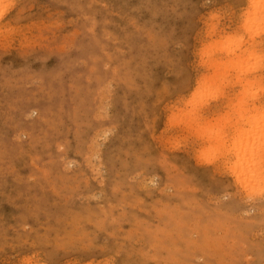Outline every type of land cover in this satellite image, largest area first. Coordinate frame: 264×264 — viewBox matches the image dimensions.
<instances>
[{"label":"rangeland","instance_id":"rangeland-1","mask_svg":"<svg viewBox=\"0 0 264 264\" xmlns=\"http://www.w3.org/2000/svg\"><path fill=\"white\" fill-rule=\"evenodd\" d=\"M249 7L0 0V264H264ZM195 98L206 139L182 128Z\"/></svg>","mask_w":264,"mask_h":264},{"label":"bare ground","instance_id":"bare-ground-1","mask_svg":"<svg viewBox=\"0 0 264 264\" xmlns=\"http://www.w3.org/2000/svg\"><path fill=\"white\" fill-rule=\"evenodd\" d=\"M261 5V0H250V9H248L247 10V12L245 13V15L244 16H247L248 14H250V13H252V11L254 10V9H257L259 6ZM218 62H220V64L219 65H222L221 64V61H218ZM217 62V60H216V63H218ZM215 63V64H216ZM225 64V63H224ZM209 65H211L210 63H209ZM218 65V64H217ZM211 67H212V65H211ZM213 68V67H212ZM217 68V67H216ZM215 68V69H216ZM214 69V68H213ZM209 79V78H208ZM206 80H207V78L204 80V81H202V82H204V83H202L201 82V84H206L205 82H206ZM211 80V79H210ZM209 81V80H208ZM200 84V85H201ZM207 85V84H206ZM206 85H204V87L206 86ZM201 87H202V85H201ZM200 88V87H199ZM199 88H198V90H199ZM202 89V88H201ZM242 91V90H241ZM240 91V92H241ZM200 92V91H199ZM238 94V93H237ZM239 96H240V94H239ZM196 99V102H197V98H195ZM195 99H194V102H193V107H192V109L191 110H193V108H194V106H195V104H198V102L196 103L195 102ZM193 101V100H192ZM231 101V100H230ZM200 104L202 103V102H199ZM233 103V102H232ZM231 103V104H232ZM236 103V102H235ZM234 103V104H235ZM203 104L204 103H202V105H200L201 107L203 106ZM199 105V104H198ZM198 105H196L197 106V109H201V108H198ZM205 105V104H204ZM195 106V107H196ZM229 106V105H228ZM229 107H231V105L229 106ZM239 107V106H238ZM238 107H237V109H238ZM232 108V107H231ZM231 108H229V109H231ZM234 108V107H233ZM203 109V108H202ZM236 109V110H237ZM195 111H196V109H194ZM194 110L191 112L192 113V115L191 114H189V112L188 113H184L185 115H183V116H181V119L182 120H184L185 121V124H187L186 126H184L185 124L184 123H182V128L184 129V127H186V128H188V127H193L195 130L194 131H197V133L199 134V136L201 135L202 137L204 136L205 137V139L207 138V133H206V127H207V121H206V119H204V117H207L206 115L205 116H201L202 115V112H201V110H200V113H197V112H195L196 113V115H195V113H194ZM232 110V109H231ZM242 110V107H240V111ZM245 110V109H244ZM243 110V111H244ZM247 110H248V108H247ZM204 111V110H203ZM234 111V110H233ZM240 111H238V113H240ZM243 111H242V113H243ZM199 112V111H198ZM237 112V111H236ZM235 111H234V113H236ZM248 113H249V111H247ZM241 113V115L240 114H238V116L240 115V117H242V119L244 120V118L243 117H246V119H247V116H248V114L246 115L245 113H243L242 114ZM198 114H200V115H198ZM244 114H245V116H244ZM204 115V114H203ZM236 115V114H235ZM201 117H203V118H201ZM239 117V118H240ZM180 118V117H179ZM181 120V121H182ZM239 120V119H238ZM237 120V123H241V122H243V121H241V119L238 121ZM248 120V119H247ZM181 121H180V119H179V121L178 122H180V124H181ZM245 121V120H244ZM177 122V123H178ZM250 121H248V123H249ZM236 123V122H235ZM235 124V125H237V127H238V124ZM245 123H247V122H245ZM234 123H232V125H233ZM243 124V123H242ZM242 124H240V126H242ZM178 125H179V123H178ZM189 125V126H188ZM234 125V126H235ZM261 125V124H260ZM261 126H264V124H262ZM233 127V133H234V131L235 130H238V128H239V131L237 132V133H240V135H243L244 134V132L242 133V129L243 128H241V127ZM260 127V126H259ZM186 128L184 129L185 131H186ZM229 128V127H228ZM234 128H237V129H235L234 130ZM261 128V127H260ZM189 129V128H188ZM192 129V128H191ZM191 129H189V130H191ZM241 129V130H240ZM258 129V128H257ZM189 130H187V131H189ZM192 131V130H191ZM243 131H244V129H243ZM190 132V131H189ZM242 133V134H241ZM248 133V132H247ZM196 134V133H195ZM200 136V137H201ZM233 136H236V133H234V135ZM247 137H246V140L248 141V138H249V140H250V136H249V134L248 135H246ZM201 137V138H202ZM264 137V136H263ZM236 140V139H235ZM203 141H205V140H203ZM247 141H245L246 143H245V145H251L252 143H249V142H247ZM260 141H261V139H260ZM262 142V141H261ZM247 143H249V144H247ZM207 146V145H206ZM238 149H240V148H238ZM228 151V150H227ZM226 153V152H225ZM232 154V153H231ZM234 154L236 155V151L234 152ZM237 154H239L240 155V151H239V153H238V151H237ZM237 155V157H238V160L240 159H242V155ZM226 160H227V158H226ZM239 160V161H240ZM230 161V160H229ZM237 163H239V162H237ZM249 168V167H248ZM236 177V176H235ZM237 179H238V181H239V183H241L240 185H243L242 187H246V189H248L247 187L248 186H246V181L244 180V179H241L239 176H237ZM237 181V182H238Z\"/></svg>","mask_w":264,"mask_h":264}]
</instances>
